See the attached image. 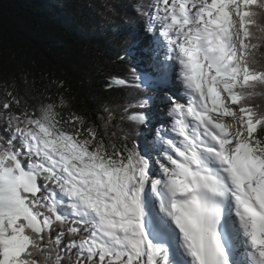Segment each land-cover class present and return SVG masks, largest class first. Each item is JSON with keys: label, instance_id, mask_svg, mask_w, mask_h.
<instances>
[{"label": "snow or ice", "instance_id": "1", "mask_svg": "<svg viewBox=\"0 0 264 264\" xmlns=\"http://www.w3.org/2000/svg\"><path fill=\"white\" fill-rule=\"evenodd\" d=\"M134 11L127 128L0 89V264H264V0Z\"/></svg>", "mask_w": 264, "mask_h": 264}, {"label": "trees", "instance_id": "2", "mask_svg": "<svg viewBox=\"0 0 264 264\" xmlns=\"http://www.w3.org/2000/svg\"><path fill=\"white\" fill-rule=\"evenodd\" d=\"M137 2L0 0V89L14 84L32 106L62 99L65 118L74 113L101 131L110 109L114 125L127 128L120 117L147 95L114 82L131 81L133 69H147L148 40L134 11ZM257 60L264 63V46ZM254 99L264 103L262 96Z\"/></svg>", "mask_w": 264, "mask_h": 264}]
</instances>
